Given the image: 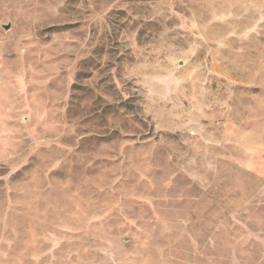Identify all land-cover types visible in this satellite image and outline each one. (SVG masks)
I'll return each mask as SVG.
<instances>
[{
  "label": "rangeland",
  "instance_id": "obj_1",
  "mask_svg": "<svg viewBox=\"0 0 264 264\" xmlns=\"http://www.w3.org/2000/svg\"><path fill=\"white\" fill-rule=\"evenodd\" d=\"M0 264H264V0H0Z\"/></svg>",
  "mask_w": 264,
  "mask_h": 264
}]
</instances>
